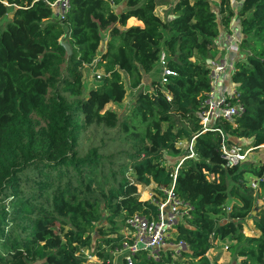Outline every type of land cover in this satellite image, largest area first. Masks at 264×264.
I'll use <instances>...</instances> for the list:
<instances>
[{
	"label": "trees",
	"instance_id": "16d2710c",
	"mask_svg": "<svg viewBox=\"0 0 264 264\" xmlns=\"http://www.w3.org/2000/svg\"><path fill=\"white\" fill-rule=\"evenodd\" d=\"M52 1L0 0V264H87L86 249L114 264L131 242L128 219L159 213L140 200L139 184H153L156 199L173 185L188 204L174 230L187 247L178 259L171 249L159 260L140 251L132 264H213L207 252L227 237L239 264H264V210L253 216L259 233L243 232L259 198L247 173L264 194V160L228 166L222 149L264 145V0H235L238 9L232 0H177L166 19L155 12L166 0H70L62 16ZM234 16L243 57L230 103L243 111L213 122L222 135L204 129L199 114L212 89L207 59ZM131 17L143 24L126 27ZM163 52L172 71L165 82L154 76ZM93 65L103 74L87 89L83 70ZM123 72L131 89L152 77L121 115L105 107L124 100ZM192 139L196 156L174 176L170 157L187 156L177 144Z\"/></svg>",
	"mask_w": 264,
	"mask_h": 264
},
{
	"label": "built area",
	"instance_id": "2783aa9c",
	"mask_svg": "<svg viewBox=\"0 0 264 264\" xmlns=\"http://www.w3.org/2000/svg\"><path fill=\"white\" fill-rule=\"evenodd\" d=\"M235 3V0H232ZM54 12L58 15H64L70 8V0H54L50 2ZM241 32L240 27L228 35L226 40L225 55L219 61H211V84L212 89L205 101L206 107L200 112L202 126L206 130H218L222 135L223 132L219 127H215L213 122L217 119L231 120L234 116L243 111V106L230 103V99L236 96V84L231 79V74L235 68L233 55L240 50ZM162 64V81H166V75L172 74L166 66V54L163 52L160 57ZM229 82L231 86H226L220 90L218 85ZM250 140L242 141L232 146L223 144V153L228 166H234L247 158L248 151L254 147L249 145ZM248 147H245V146ZM194 140L188 145L189 154L183 156L174 171L176 176L178 167L187 157L196 156L194 151ZM262 145L261 147H263ZM174 183V182H173ZM166 194L165 197H152V200L158 205V215L149 217L146 215L135 214L128 219V233L131 242L125 245L127 250L124 257L129 264H132V255L144 251L149 257L159 260L163 253L171 249L173 256L179 257L186 249L187 245L183 241L175 240V226L183 219L187 213L188 204L177 198L173 191V185L169 188H161Z\"/></svg>",
	"mask_w": 264,
	"mask_h": 264
},
{
	"label": "rangeland",
	"instance_id": "374dc122",
	"mask_svg": "<svg viewBox=\"0 0 264 264\" xmlns=\"http://www.w3.org/2000/svg\"><path fill=\"white\" fill-rule=\"evenodd\" d=\"M166 1H167V4L159 5L155 9L156 14H158L163 19L170 18L172 16V8H173V5L175 4V2L177 0H166ZM210 1L216 7V4H217L216 1L217 0H210ZM124 7H125V4L122 3V4L114 6V9L116 10V12L119 13L122 9H124ZM11 15L12 14L9 13L7 15V17L2 20L1 23H4V21L7 20L8 18H10ZM136 23H138V22L133 21L132 18L128 19V21L126 23V27H129V26L136 24ZM108 39H109V29L102 31V41H101L100 47L98 49V55L96 57V61L100 58L102 52L105 51L106 43H107ZM224 55H223V57H224ZM222 58H220V59H222ZM220 59H218V60L213 59V61H219ZM207 61H208V59H207ZM207 63L209 64V66L212 65L211 60L208 61ZM162 70H163L162 64L161 65L158 64L156 66L155 72H154V73H156L154 76H157V78H160L161 80L163 79ZM83 72H84L85 86L87 89L98 84V82H99L98 77L103 74L102 70L96 69L94 65L93 66H86L84 68ZM122 76H123V81L125 83V86L127 88V92H126V96H125L124 100L120 103H109L105 107V109H113L121 115L130 113V111H131V109L135 103L136 96L140 90H144V91L149 90L152 74H144L141 85L136 89H131L129 87V78H128L127 74H125L123 72ZM188 145L189 144L185 140L179 141L177 144V146L182 150H185V148H187ZM245 147H248V146L246 145ZM181 157H179V158H178V156L170 157L171 160L173 161V163L176 164L174 169H176L177 164L181 160ZM263 160H264V146L258 147L255 149L252 148L248 151L247 158L240 163V167L250 168L251 165H254V164H255V166H257ZM247 177H248V183H250V185L253 188H255L256 194L259 196V198L257 200L256 207L252 211L251 216H249L243 223V232L245 233V235L252 236V235H257L259 233V231L255 228L253 216L257 212L264 210V194L262 193L261 189L258 188V184H257L258 179L250 173H247ZM154 187L155 186L153 184H151L149 186H143V185L139 184L138 185V191L140 193V200L145 201V200L152 199V197L155 194ZM159 197H161V196H159ZM228 207L230 208V205ZM124 233L127 234L128 232H124ZM213 243H214V247L211 248L207 252V255L209 256V258L211 259L213 264H239L240 263L241 258L238 257V255L231 248L232 244L234 243V240H232L231 237H227L225 239L217 238L213 241ZM126 252H127V250L125 247L122 250L116 251L114 254V264H121L123 257L126 254ZM91 253H92V249H86V250L81 251L80 255L84 258V260L87 264H100V261L98 260V258L96 256H93ZM175 258L178 259L177 256ZM178 264H181V263H178Z\"/></svg>",
	"mask_w": 264,
	"mask_h": 264
},
{
	"label": "crops",
	"instance_id": "0c3cea01",
	"mask_svg": "<svg viewBox=\"0 0 264 264\" xmlns=\"http://www.w3.org/2000/svg\"><path fill=\"white\" fill-rule=\"evenodd\" d=\"M235 7H236V9H238V6L236 4H235ZM131 18L133 19V21L138 22V23L133 24V25H142L143 24L142 21H140L134 17H131ZM131 18H129V19H131ZM133 25H131V26H133ZM239 27H240V19L237 16H234L230 22L229 27H227V28L223 27L221 29L220 34L215 39V45L213 47L214 49L212 50L211 56L208 58V61H210V60L213 61V59L218 60V59L223 57V55L225 54V48H226V42L225 41L227 40V36L230 35L231 33H234V31H236ZM238 53L232 56L233 60L235 62L238 58L243 57V55L241 53H239V54ZM226 84L228 86H231L229 82H226ZM226 84L223 81V83H221V85H218L219 89L222 90L226 86Z\"/></svg>",
	"mask_w": 264,
	"mask_h": 264
},
{
	"label": "water",
	"instance_id": "95a60500",
	"mask_svg": "<svg viewBox=\"0 0 264 264\" xmlns=\"http://www.w3.org/2000/svg\"><path fill=\"white\" fill-rule=\"evenodd\" d=\"M65 47H66L68 53L70 54V53H71V49H70V47H69L67 44H65Z\"/></svg>",
	"mask_w": 264,
	"mask_h": 264
},
{
	"label": "clouds",
	"instance_id": "9594fccd",
	"mask_svg": "<svg viewBox=\"0 0 264 264\" xmlns=\"http://www.w3.org/2000/svg\"><path fill=\"white\" fill-rule=\"evenodd\" d=\"M239 3H240V2H235L234 4H236V5H237V4H239Z\"/></svg>",
	"mask_w": 264,
	"mask_h": 264
}]
</instances>
